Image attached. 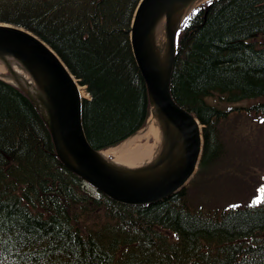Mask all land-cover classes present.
Wrapping results in <instances>:
<instances>
[{"label": "trees", "instance_id": "obj_1", "mask_svg": "<svg viewBox=\"0 0 264 264\" xmlns=\"http://www.w3.org/2000/svg\"><path fill=\"white\" fill-rule=\"evenodd\" d=\"M138 1L0 0V23L41 38L85 87L95 150L148 114L128 32ZM170 92L202 125L201 166L223 155L220 124L235 105L250 101L240 111L264 122V0H212L190 13ZM0 264H264V199L217 209L186 189L139 207L95 197L56 156L30 99L0 80Z\"/></svg>", "mask_w": 264, "mask_h": 264}, {"label": "water", "instance_id": "obj_2", "mask_svg": "<svg viewBox=\"0 0 264 264\" xmlns=\"http://www.w3.org/2000/svg\"><path fill=\"white\" fill-rule=\"evenodd\" d=\"M187 0H142L131 27V44L136 62L145 80L149 99L156 110L177 128L186 144L183 165L167 176L161 183H145L117 177L95 156L84 137L81 125V103L76 85L55 52L34 35L16 27L0 25V52L18 58L45 87L51 109L48 110L49 128L57 154L72 171L105 193L125 204H143L161 199L180 188L192 171L199 149L197 126L192 116L178 108L169 91L170 68L173 60V34L169 35V69L162 77L155 66L148 42V31L155 21L170 11L175 2ZM39 79V78H38ZM54 123V125H52ZM62 147L64 154L57 148ZM67 154L78 168L67 161Z\"/></svg>", "mask_w": 264, "mask_h": 264}, {"label": "bare ground", "instance_id": "obj_3", "mask_svg": "<svg viewBox=\"0 0 264 264\" xmlns=\"http://www.w3.org/2000/svg\"><path fill=\"white\" fill-rule=\"evenodd\" d=\"M204 1L206 0H187L172 4L170 6V11L162 14L151 30H149L148 39L150 49L154 56L155 66L161 78L165 77L168 71L169 34L175 32L187 14L195 6ZM131 27L132 26H130V28ZM132 53L135 58L133 49ZM4 70H10L13 73V77L16 78L20 85L24 86L25 83H29V90L37 95L39 102H41L39 98L41 99L44 94V105L51 107L45 96V87L39 85L40 81L44 82L45 79L43 77L39 76V79L32 77L29 69L18 58L0 52V71ZM78 88L81 98L87 100L89 95L84 91L85 87L83 89L79 85ZM23 93L29 98V94ZM85 93L86 96L83 97ZM32 96L34 95L32 94ZM52 125H54V123ZM144 135L151 138L153 140L152 143L148 146L132 149L130 147L131 143L141 139ZM169 140L177 142L175 143L177 148L167 157L166 161L162 162L166 156ZM184 145L185 143L182 141L178 131L167 122L159 112L153 109L147 119L146 125L135 135L115 147L95 153V156L107 168L122 174V178L129 179V177H134L130 179L152 182L161 180L159 179L161 177L163 179L166 172L172 171L174 167L181 162L184 156ZM89 146L91 147L90 144ZM57 148L64 154L60 145ZM54 150H56V148H54ZM65 156L67 161L74 165V161L70 159L67 154H65Z\"/></svg>", "mask_w": 264, "mask_h": 264}, {"label": "rangeland", "instance_id": "obj_4", "mask_svg": "<svg viewBox=\"0 0 264 264\" xmlns=\"http://www.w3.org/2000/svg\"><path fill=\"white\" fill-rule=\"evenodd\" d=\"M0 78L29 94L44 115L37 95L29 90V83H25L28 87L21 86L9 70L0 71ZM257 120L251 115L238 114L220 124L225 155L213 165L197 169L188 183L195 204L212 207L242 205L264 198V192L260 191L264 187V123L260 124ZM138 144L134 141L130 147L138 149L151 143Z\"/></svg>", "mask_w": 264, "mask_h": 264}, {"label": "snow or ice", "instance_id": "obj_5", "mask_svg": "<svg viewBox=\"0 0 264 264\" xmlns=\"http://www.w3.org/2000/svg\"><path fill=\"white\" fill-rule=\"evenodd\" d=\"M260 191L264 192V187H262V188L260 189Z\"/></svg>", "mask_w": 264, "mask_h": 264}]
</instances>
